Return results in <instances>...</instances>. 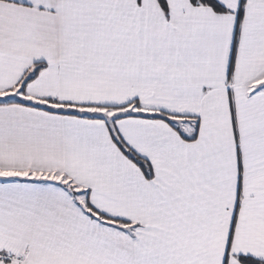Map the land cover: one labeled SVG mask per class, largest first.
<instances>
[{
	"label": "snow or ice",
	"instance_id": "obj_1",
	"mask_svg": "<svg viewBox=\"0 0 264 264\" xmlns=\"http://www.w3.org/2000/svg\"><path fill=\"white\" fill-rule=\"evenodd\" d=\"M0 264H264V0H0Z\"/></svg>",
	"mask_w": 264,
	"mask_h": 264
}]
</instances>
